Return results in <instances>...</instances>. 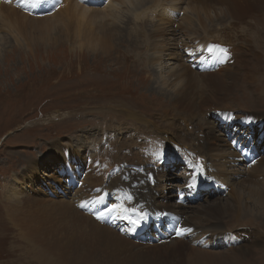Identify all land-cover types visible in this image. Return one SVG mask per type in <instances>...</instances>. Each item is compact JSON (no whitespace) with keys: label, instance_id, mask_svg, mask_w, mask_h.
<instances>
[{"label":"rangeland","instance_id":"obj_1","mask_svg":"<svg viewBox=\"0 0 264 264\" xmlns=\"http://www.w3.org/2000/svg\"><path fill=\"white\" fill-rule=\"evenodd\" d=\"M15 1L17 0L12 3ZM105 1L104 6L112 0ZM192 1L204 13L203 16L210 19L220 16L221 11L226 13L221 14L225 15L221 28L213 27L206 40H201V28L189 27L191 22L189 15L183 11L184 7H178L174 12L175 17L169 21L161 11L157 12L154 19L150 16L142 20L145 22L146 32L134 33L133 25L130 26L132 29H127V38L129 39L130 33H134L133 36L138 39L136 46L124 42H118V45L116 41L109 42L106 47L108 53L102 55L100 51L93 53L84 47L79 50L80 43L72 37L78 32L75 30L70 35L71 26L79 30V25H72L75 23L73 8L60 9L63 0H48L53 3L52 8L55 6L51 9L52 12L46 10L42 16L36 17L44 20L56 15V22L71 25L68 26V35L60 29L61 33L54 34L49 40L36 39L38 32L31 25L22 26L21 19L18 18L22 12L16 10L23 2H19L16 8L9 1L0 0V15L7 19L5 26L0 23V264H49L50 261V264H203L205 262L197 258L199 254L205 252L221 257L228 253L225 252L227 248L217 245H214V249L211 248L212 251H206L210 248L204 247L198 249L194 243L191 244L192 237H189L190 241L168 245L171 240L176 239L171 236L173 229L166 227L170 215L164 214H156L155 217L158 221L161 219L163 226L159 235H156L159 241L153 242L151 238H147L148 244L137 243L141 245L104 251L101 247L96 250L84 247V242L90 239L81 238V233L86 232L82 228V221L75 217L72 203L62 201L66 198L58 191V188L63 187L62 182H54L57 178L46 177L56 175L55 169L61 161L55 154L65 146L79 157L84 153L89 140H103L105 131L113 140L125 141L131 136L137 137L131 133L137 120L150 126L148 131L159 132L164 123L163 120L159 121L161 115L178 113L180 116L174 125L178 126L180 139L183 134H180L179 127L185 122L182 114H187L195 123H208V130L214 133L211 153H220L214 164L220 165L221 160L228 181V185L221 186L210 179L211 173L200 172L197 183L209 181L212 187L195 189L189 206L199 209L201 206L223 204L230 196H234L236 187L248 194V186L253 187L251 184L257 187L264 184V146L259 148L264 142V124H258L260 119L264 120V0H183L185 3L178 6H190ZM104 6L86 7L102 9ZM88 20L86 18L84 23ZM185 21L190 23L187 25ZM150 22L153 23V28ZM56 27L59 29L62 26ZM157 27L162 31L158 33V37H146L150 29ZM122 28L126 33L125 25H121L120 30ZM171 31L174 35H171ZM191 32L195 35L192 36ZM205 43H210L209 47L219 45L228 49L229 56L225 60L228 63L236 62L237 58L247 60V56L242 55L246 50L249 51V56H253L249 60L252 72L244 80L240 79V89L225 94L219 85L209 80L210 77H202V73L194 72V66H189L190 63L186 61L190 56L188 50L195 46L199 49ZM151 49L163 52L160 54L162 67H165L162 68V81L157 77L161 69L158 65H150ZM121 52H125L136 62L124 61ZM225 61L223 60V65H226ZM183 66L194 70L191 74L193 78L180 73L169 74L173 69ZM96 70L101 73L94 72ZM158 87L161 88L160 91ZM179 92L183 93L181 97L175 95ZM206 102L209 103L205 104ZM202 115L204 120H199ZM109 128L111 129L107 130ZM158 137L163 144L158 145L157 150H149L151 154L148 157V162L154 169L152 184L156 186V197L162 195V185L169 187L184 184L187 165L181 158L192 153L186 147L174 143L170 135L164 132L158 134ZM184 139L192 142L190 136ZM207 140L210 141V138ZM233 140L239 144L238 148L232 147ZM87 154L90 157L95 152L90 149V152L84 154L85 163L89 158ZM238 156L244 158L245 163L242 164L240 160L233 163V157ZM253 159L255 164L249 163ZM198 164L200 165L196 162ZM237 165L239 169L247 170L249 167L248 174L245 171L233 174ZM81 179L78 176L75 180L73 192L78 189L77 184L80 185ZM241 184L242 187L239 186ZM52 190L59 193L55 198L50 194ZM177 193L178 190H172V200L175 195L178 196ZM73 194L70 193L71 196ZM260 199V213L264 216V194ZM243 202L248 207L252 206L247 197H244ZM64 204L69 205L70 210L63 209ZM201 215L204 217H200L198 222L204 225L208 214L202 212ZM263 221V218L259 219V215L251 213L245 218L240 217L232 225L225 221L220 223L212 220L208 223L217 222L221 229L227 230L222 236L225 247L236 246L241 242L237 237H231L236 232L245 233L246 235L241 236L244 239L248 237V232L258 234L255 230L260 231L258 236L261 239L248 250L250 256H253L247 258L249 254H245L236 264H264ZM155 225L150 229L151 236ZM116 229L120 232L121 229L126 230V227L119 223ZM204 237L206 239L208 236Z\"/></svg>","mask_w":264,"mask_h":264},{"label":"bare ground","instance_id":"obj_2","mask_svg":"<svg viewBox=\"0 0 264 264\" xmlns=\"http://www.w3.org/2000/svg\"><path fill=\"white\" fill-rule=\"evenodd\" d=\"M21 2H23L22 5L25 6L26 4H30L32 0H21L20 3ZM90 2L91 4L87 5L84 0H74V1L63 0V3H62L63 6H61L60 9H65L68 7L73 8L72 13L75 16V23H72V25L73 24L79 25L78 27L79 30L76 29L77 27L71 26L62 21L56 22L57 21L55 20L57 17L56 15L50 18H46L44 20H38L36 19V17H29V15H27L28 13L23 14L24 9L22 7L18 8L16 11H18L19 13L22 12V14H19V17H18L21 19L22 26H24V24L31 25V27L38 32V37L36 39L49 40L54 34L56 33L60 34L61 33L60 29L63 30V32H65L66 35H68L69 34L68 26H71V29H72V34H70L71 36L75 32V30H76V33L78 32L77 35H73L72 37H74L80 43L79 50H81V47H84L86 48L87 51H90L93 53H97L100 51L102 55H106L108 53V50L106 49V47H108L109 42L113 43L114 41H116L117 45H118V42H124L125 44H128V45L132 44L136 46L138 39L136 38V36H133L135 35L134 33L139 32V31L146 32L145 22H143L142 20L150 16H151L150 18L154 19V16L157 14V12H160V11L164 14V16H166V19L169 21L173 17H175L174 12H176L178 7H184L183 11L184 13L189 15L188 17L190 18V22H191L190 23L188 21H185L184 23H186L187 25L190 23L189 27L196 26L199 29L201 28L202 29L200 31V35L202 36L201 40H206L208 38V34H210V31L213 27L221 28L222 22L225 20L223 19L225 18V15L223 16L221 14H226L225 11L219 12L220 16L218 17L214 16L212 19H215V20L212 22V19L206 16H203L204 13H202L201 10L198 9V6L196 5V3L193 4V1L191 2V4H189L190 6H187L186 4L185 6L183 5L178 6V4L185 3L183 2V0H112V1H108V4L106 6H104L106 4L105 0H90ZM52 5H53L52 2L44 1L43 7L47 9V11L49 10V12H52L53 8L55 7L54 6L52 8ZM85 5L88 7H97V8L102 7V6L104 7L102 9H94V8H87ZM128 14H129V17H127ZM123 17H127V18L123 20L122 19ZM201 17H202L203 24H201ZM86 18H89V20L86 21V23H84V20ZM181 19L183 20L184 18H181ZM6 20L7 19L3 15H0V23L2 26L6 25ZM227 21L229 20L227 19ZM152 22L150 23H151V27L153 28L154 25ZM118 23L120 25H117ZM128 24H129V27H128ZM57 25H60L62 27L57 29L56 27ZM121 25H125L126 33H124V28L120 30ZM22 26L20 28H22ZM130 26L134 27L133 29L134 33H130L128 36L129 37L128 39L127 29H130V28L132 29V27ZM149 32L150 33L147 34L146 37H158L159 36L158 33H162V31L158 27L156 29H150ZM215 32L219 33L220 31H215ZM191 34L192 36L195 35V33H192V32ZM17 35L18 34L14 36L15 40H16ZM171 35H174L172 31H171ZM208 44L205 43L203 46H200L199 49H197L198 46L197 47L195 46L191 50H188V52H190V56L188 55V58L186 59V61L190 63V64L188 63L189 66L196 67L197 65L195 63V60L201 55H203L206 58L216 59L218 62V66L214 70H211L209 72H200L202 73V77L203 76L210 77L211 79L209 80L219 85L225 94L226 93L228 94L229 92L237 88L240 89V79L244 80L246 77L249 76L250 72H252L249 60L252 59L253 56L252 57L249 56L248 55L249 51L246 50L242 53V55L247 56L248 58L247 60H244L245 58L244 59L237 58L235 60L236 62L228 63L227 61H225L226 59H223L222 54L218 50L215 51V48L211 52L208 51L209 49ZM243 50H245V48ZM160 51L151 49L150 65H156V66L158 65V68H160L161 71L157 73V77L160 81H162L163 79L162 75L164 74L163 72L164 69L162 68H165V67H162V62L160 61V54L163 53ZM121 54H122L121 57L124 61L129 60L130 63L136 62L135 60H133L131 56H129L125 52H121ZM220 59H223L226 65H223L222 64L223 62H219ZM130 63H128L127 65H130ZM193 71H191L190 67L186 68V66H183V68L173 69L172 71H170L169 74L180 73V75L182 76H187V77L189 76L193 78L191 74L194 72H199L197 70L194 72ZM94 72L101 73V71H98V70ZM157 89L159 90L161 88L158 87ZM175 95L181 97L183 93L179 92V93H176ZM208 103L209 102H206L205 104H208ZM228 110H231V109H228ZM179 116L180 115H178V113L177 114H170V113L162 114L159 121L163 120L164 123H163L162 129H160L159 132H156L157 130L153 132L148 131L150 126H145L146 124L144 125V122L137 120L138 123H136V125L134 126L132 125L134 128L131 131V133L136 134L137 137L132 138L131 136V138L129 137V139L125 141L118 142V139L113 140L110 136H108V133L105 131L104 132L105 138L103 140L102 138H99V141L97 142L93 140L91 141L89 140L88 145H86L84 153L81 154L79 157L77 153L74 154V151H72L73 152L72 153L69 150V148H67L66 146L65 148L59 149V152L55 154L57 155V158L60 159L61 161L59 162L58 168L55 169L56 175L53 174L52 176H46V177H49L51 179L57 178L54 180V182H57V181L58 183L62 182L63 187L58 188V191L63 196H66L65 199L62 198L63 199L62 201H65L67 203L69 202L72 203V207L75 209L74 210L75 217L79 221H82V224H81L82 228L87 233V234L81 233V238L83 240H87L89 238L90 239L89 241L93 242V243H90L89 241H85L88 243V245H86V243L84 242V245H85L84 247H88L89 249H95V250L98 247H101V249H103L104 251L110 248L114 250V249H122V247H135V245L138 246L141 244L142 245L148 244V242H146L147 238H151L153 242L159 241L160 239L157 238L156 235L157 234L159 235L160 230L163 226H161V219H159L158 221L155 218L156 214L170 215L169 224L166 225V227L173 229L171 236L173 237V239H176V240H171L172 242L169 243L168 245L174 244L175 242H179V241L181 242L184 240L190 241L189 239L192 237V241L190 242L191 244L194 243L198 247V249H200V247H204V248H210V249H206V251H212L211 248L214 249V245L221 246L225 249L227 248L225 252L227 251L228 253H225L226 255L225 256L223 255L221 257L214 256L211 254H206L205 252L204 254H199L197 258L205 262L203 264H236V262L241 261L242 257L246 256L245 254H249L248 250H250L252 246L256 245L259 239H261L258 236V234L259 235L261 234L260 231L258 230H255L258 234H256L255 232L254 233L248 232L249 234L247 235L248 237L247 238L244 237V239L246 238L247 241L241 238L242 234H245V233L239 234L238 232H236V234L232 235L231 237L232 238L237 237V239H239L241 242L237 244L236 246L230 247L229 245L228 247H225L222 244L223 242L222 236L226 234L225 231L227 230L221 229L220 224H217V222H214V224H211L208 222L209 221L212 222V220L220 221V223L222 221H225L226 223H229L230 225H232L236 223L240 217L245 218L246 216H249L251 213H254L255 216L259 215V219L260 218L264 219V216H261V213H260V209L262 207V202L260 198L264 194V184L258 187L255 184H251L253 187L248 186V191H247L248 194H245L246 193L245 190H241L236 187L233 191L234 196H230V198L225 203L207 205L205 207L201 206L199 209L189 206L188 204H191V202H188L187 200L181 203L178 199V196L176 197V195L174 197V200H172V194H171L172 190H176V191L178 190L179 195L180 194L186 195L187 193H191L195 191V189L197 190V187H196L197 178H200L198 176L200 175L201 171L197 167L196 162H199L200 165H203V171H202L203 173L205 174L211 173L210 179L213 180V182L216 181V183L221 186L228 185L227 184L228 181H227V178L225 177L224 170H223V164L221 160H220V165H218L219 163L214 164V161L216 160V158H218L216 156H218L220 153L218 155L211 153L212 140L214 139V135H213L214 133L208 130L210 128L208 126V123H204V122L195 123L193 122V120H190V118H188L189 116L187 114H184V115L182 114L183 118L185 119V122L183 121L184 125L182 127L180 125L179 127V129L181 130L180 134H183V138L180 139L177 133L178 126L174 125L175 120H178L177 118ZM113 117L114 116H112V118ZM170 118H172L171 121L169 120ZM204 118H205L204 115H202V118L199 120H204ZM102 120H103V117H102ZM259 121H260L259 123L264 124V120L260 119ZM189 128L190 130H188ZM110 129L111 128L107 130H110ZM153 129L155 130V128ZM184 129H186V131ZM163 132L165 134L170 135L171 139L175 141L174 143L186 147V149L189 151H192V153L185 154L184 158H181L182 161H184L187 165V169H186L187 176L183 178L184 184L170 185L169 187L162 185V195L156 197L155 196L156 186L152 184L153 183L152 178L154 177L153 175L154 169L152 167L153 165L150 164V162H148L149 161L148 157L151 154V153L149 154V150L156 149L158 145L162 143V141L158 137V134L163 133ZM224 133H226V131ZM227 134H230V133H227ZM188 136L192 137V142H189L188 140L184 139V138H187ZM207 138H210V141H208ZM234 139H237V137H235ZM177 140H179L181 144ZM201 142H202V145H200ZM242 143L244 144V142ZM166 145L168 146V144ZM237 145L239 144L237 143ZM262 146H264V142H262L259 148H263ZM90 149H93L95 154L90 157L87 154V157L89 158L87 160V163H85L84 154H86L87 151L90 152ZM246 151H248V149H246ZM237 154H239V152ZM239 156L237 158L233 157L232 162L233 163L239 162L240 160L242 164L245 163L244 162L245 159L243 158L244 159L243 160ZM227 158L229 159L230 156ZM228 162L226 161V163ZM254 162H255L254 159L249 161V163H254ZM166 163L168 164L167 161ZM226 165H229V164H226ZM234 169L236 170V172H234L233 174H236L237 172L241 174L242 171H245L247 175L249 167H247V170L239 169L237 165L236 167H234ZM78 176H81L82 179H81L80 185L77 184L78 189L75 192H73L74 183ZM231 177L232 175L230 176V178ZM161 180H163V177ZM189 185H194V186L190 187ZM185 186L186 188H188V190L183 191ZM239 186L242 187L243 185L241 184ZM209 187H212L211 183H208L202 186V188H209ZM106 190L110 191L109 196H105ZM70 193L71 194L74 193L73 196H71ZM50 194L51 196H53V198H55L59 193L56 190H52V193ZM129 195H131L132 197L131 201L127 199ZM244 197H247V199L251 201L252 206H249V207L246 206V203L243 202ZM205 198L209 199L208 196H205ZM91 201H99V202L91 203ZM82 203H86L87 207H89L91 212H93L94 204H99V205L110 207L112 209L113 215L115 214L122 215V220H116L115 224H113L111 227L108 226V221H105V223L100 224L94 221L89 215H86L77 209L80 207ZM133 207L137 209H142V212L145 217L143 220L140 221L139 223L140 227L138 230L133 229L132 223H130L129 217H131V219L139 220L140 219L139 215L132 213L130 211L124 210V209H131ZM62 208L65 210H70L69 205L67 204H64ZM202 212L205 214H208L205 219V222L203 221L204 225H201L198 222V219L200 217L202 218L204 217L203 215H201ZM62 216L68 217L69 215L62 214ZM216 216L218 218L215 219ZM126 222H129L130 224L127 225ZM119 223H123L124 226L126 227V230L121 229V231L119 232L116 229V226H118ZM156 223L157 225H155ZM179 223L181 224L180 227L182 229H190V231H185L183 235L181 236L176 235L175 237L174 234L176 233H174V230H175V227ZM153 225L155 226H154V231L152 232V236H151L150 229L152 228ZM134 234H139V236L133 239L132 236ZM205 235L208 236L206 239L204 237ZM26 236L28 235L26 234ZM128 240H131L134 243ZM162 241H167V240L162 239ZM137 243H141V244H137ZM151 244H156V243H151ZM217 246L215 248H218ZM231 250L233 251L230 252ZM259 255L261 256L260 253ZM249 256L250 254L248 255L247 258L252 257L253 254L250 257Z\"/></svg>","mask_w":264,"mask_h":264},{"label":"snow or ice","instance_id":"obj_3","mask_svg":"<svg viewBox=\"0 0 264 264\" xmlns=\"http://www.w3.org/2000/svg\"><path fill=\"white\" fill-rule=\"evenodd\" d=\"M214 48H215V50H218V51L222 54L223 59H226V58L229 56L228 49H226V48H224V47H221V46H219V45H216V46H210L209 49H208V51L211 52V51L214 50ZM223 59H220L219 62H223ZM197 167L200 169L201 172L203 171V165H199V164H198ZM189 186L191 187V186H194V185H189ZM98 191H99V190H98ZM127 199H128L129 201H131V199H132L131 195H129V196L127 197ZM97 202H99V201H91V203H97ZM85 206H86L85 203H82V204L80 205V207H82V208L85 207ZM108 211H111V209H108ZM125 211H130V212H132V213H135V214L139 215V217H140L139 220L131 219V217H129L130 223H132L133 225H139L140 221L143 220V219L145 218V217H144V214H143V212H142V209H137V208L133 207V208H131V209H125ZM97 218H100V217H97ZM185 231H190V229L177 228V229H176V235H177V236H181V235L184 234Z\"/></svg>","mask_w":264,"mask_h":264}]
</instances>
